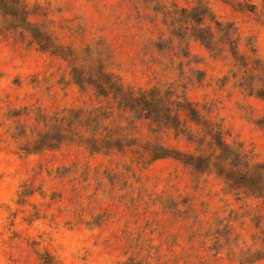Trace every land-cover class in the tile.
Masks as SVG:
<instances>
[{
  "label": "clouds",
  "instance_id": "1",
  "mask_svg": "<svg viewBox=\"0 0 264 264\" xmlns=\"http://www.w3.org/2000/svg\"><path fill=\"white\" fill-rule=\"evenodd\" d=\"M0 264H264V0H0Z\"/></svg>",
  "mask_w": 264,
  "mask_h": 264
}]
</instances>
